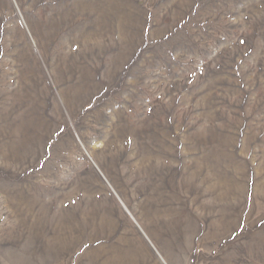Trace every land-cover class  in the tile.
<instances>
[{
    "label": "rangeland",
    "instance_id": "obj_1",
    "mask_svg": "<svg viewBox=\"0 0 264 264\" xmlns=\"http://www.w3.org/2000/svg\"><path fill=\"white\" fill-rule=\"evenodd\" d=\"M0 264H264V0H0Z\"/></svg>",
    "mask_w": 264,
    "mask_h": 264
}]
</instances>
